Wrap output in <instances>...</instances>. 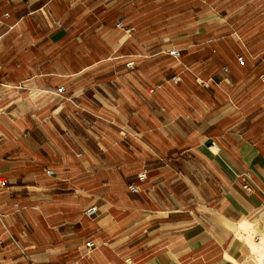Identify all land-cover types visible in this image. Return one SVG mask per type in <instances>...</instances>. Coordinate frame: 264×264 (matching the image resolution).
Segmentation results:
<instances>
[{
  "label": "crops",
  "instance_id": "obj_1",
  "mask_svg": "<svg viewBox=\"0 0 264 264\" xmlns=\"http://www.w3.org/2000/svg\"><path fill=\"white\" fill-rule=\"evenodd\" d=\"M116 3L0 0V264H264V53L111 39Z\"/></svg>",
  "mask_w": 264,
  "mask_h": 264
},
{
  "label": "rangeland",
  "instance_id": "obj_2",
  "mask_svg": "<svg viewBox=\"0 0 264 264\" xmlns=\"http://www.w3.org/2000/svg\"><path fill=\"white\" fill-rule=\"evenodd\" d=\"M109 10L108 21L114 24L116 20L121 22L117 30L109 31L107 36L111 39L118 38L120 33L118 35L117 31L127 26L135 27V31L143 36L145 48L152 46L159 51L160 46L166 45L165 49H193L200 40L191 42L188 37L198 35L200 38L202 26L214 23L215 27L206 31V37L246 39L250 43V52L264 53V0H117ZM258 63L259 66L264 65L261 60ZM32 104L31 112L39 113L46 102L40 99ZM69 113L70 110L63 106L60 111L61 126L50 127L55 134L64 138L66 146L69 141L64 134L80 129L79 125L68 119ZM23 123L14 127L17 132H27L28 128L39 132L28 121ZM97 129L100 131L99 126Z\"/></svg>",
  "mask_w": 264,
  "mask_h": 264
},
{
  "label": "built area",
  "instance_id": "obj_3",
  "mask_svg": "<svg viewBox=\"0 0 264 264\" xmlns=\"http://www.w3.org/2000/svg\"><path fill=\"white\" fill-rule=\"evenodd\" d=\"M118 26H120V24L118 25ZM169 54L171 55V56H176V57H178L179 56V51L178 50H171V51H169ZM175 80V79H174ZM63 92V89H61L60 90V93H62ZM53 174V172L52 171H48L47 172V175L48 176H51ZM7 186V182H5V181H0V187L1 188H5ZM245 189H247V190H249L246 186H245ZM96 213V210L94 209V208H91V209H89L87 212H86V214L88 215V216H92V215H94ZM2 244V242H1V240H0V245ZM86 248H87V253H90L91 252V250L94 248V244H93V242H88L87 244H86Z\"/></svg>",
  "mask_w": 264,
  "mask_h": 264
}]
</instances>
